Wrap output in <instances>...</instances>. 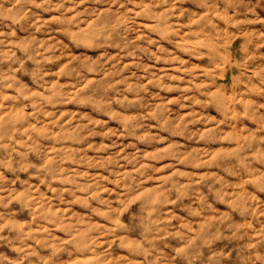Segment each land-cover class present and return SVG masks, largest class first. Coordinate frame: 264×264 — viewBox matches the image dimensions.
<instances>
[{
    "label": "rangeland",
    "instance_id": "1",
    "mask_svg": "<svg viewBox=\"0 0 264 264\" xmlns=\"http://www.w3.org/2000/svg\"><path fill=\"white\" fill-rule=\"evenodd\" d=\"M22 3L0 17V264H64L76 231L75 264H264V103L224 71L264 48V0Z\"/></svg>",
    "mask_w": 264,
    "mask_h": 264
},
{
    "label": "clouds",
    "instance_id": "2",
    "mask_svg": "<svg viewBox=\"0 0 264 264\" xmlns=\"http://www.w3.org/2000/svg\"><path fill=\"white\" fill-rule=\"evenodd\" d=\"M109 5L111 3L115 2V0H107ZM125 2V8L128 4H135L137 6L142 7V0H124ZM201 3L207 2V12L208 15L205 17H201L202 20H208L213 19L216 11L215 6V0H200ZM238 2V0H237ZM248 10L255 14V7L256 4L260 3L261 0H245ZM10 3V0H0V17H10L11 13H9L7 9V5ZM159 3L161 7L166 8L167 13L169 16L173 15L171 8L172 5L176 3V0H152V7H156V4ZM231 0H228V3L226 6H230ZM45 4V0H23V3L21 4V7H31L35 5L36 7H41ZM235 15V13L233 14ZM112 19L111 16H106L104 18V22L108 23ZM257 20H261L260 16H256ZM231 23V18L230 21ZM249 22L245 20L243 22L244 26H247ZM261 26L264 27V20H261ZM206 27V25H205ZM100 43H112L114 41L107 40L102 38ZM252 59H256L259 61V64L256 66L257 71L252 72V70L249 68V64L252 62ZM223 63V61H221ZM103 71V69H101ZM224 71L228 72H235L238 76L242 77L241 83H244V80H248L249 83H252L253 80H255L256 84L260 87L261 92L260 95L256 98L258 101L257 105L259 106L260 103H264V48L260 49L259 52H253L252 57L249 58L247 54H245L243 59H237V54L233 53L232 58L227 62V67L224 69ZM257 72L260 73V75H257ZM247 91V89H246ZM69 98L75 99L76 96H73L72 94H68ZM20 99V98H18ZM23 103V100L20 101ZM231 123V121H228ZM2 127V126H0ZM10 134V133H9ZM260 135H264V129L261 130L259 133ZM7 167V161H0V172L4 170V168ZM254 168L257 169L255 172V175L258 176H264V171H261V169H264V159L258 160L253 165ZM211 183V181H209ZM170 196L174 195V193H169ZM205 195L207 197H213L214 192L213 190L209 189L205 192ZM199 207V205H197ZM56 223H59V221H53V227ZM80 232L76 231L74 234H70L67 241H58L60 247L68 254V260L64 261V264H75L73 261V253H76L78 251L77 244L79 243V237ZM12 239L5 235H0V244H8L9 246H12ZM23 239V237H21ZM51 239V237H50ZM82 247H87L88 245L82 244ZM18 251L22 254V259L18 261V264H43V261L40 259H32L30 256H34V253H31V250L28 251L25 250V247H18ZM144 264H152V261L145 259Z\"/></svg>",
    "mask_w": 264,
    "mask_h": 264
},
{
    "label": "bare ground",
    "instance_id": "3",
    "mask_svg": "<svg viewBox=\"0 0 264 264\" xmlns=\"http://www.w3.org/2000/svg\"><path fill=\"white\" fill-rule=\"evenodd\" d=\"M239 137V136H238ZM239 144V143H238Z\"/></svg>",
    "mask_w": 264,
    "mask_h": 264
}]
</instances>
